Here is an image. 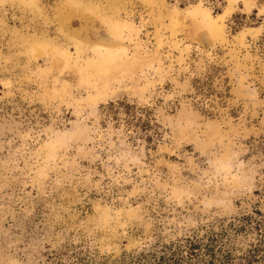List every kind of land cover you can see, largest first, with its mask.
<instances>
[{"label": "rangeland", "instance_id": "374dc122", "mask_svg": "<svg viewBox=\"0 0 264 264\" xmlns=\"http://www.w3.org/2000/svg\"><path fill=\"white\" fill-rule=\"evenodd\" d=\"M0 264H264V5L0 0Z\"/></svg>", "mask_w": 264, "mask_h": 264}, {"label": "flooded vegetation", "instance_id": "af4514ba", "mask_svg": "<svg viewBox=\"0 0 264 264\" xmlns=\"http://www.w3.org/2000/svg\"><path fill=\"white\" fill-rule=\"evenodd\" d=\"M256 2V3H258L259 5H264V0H249V2ZM69 14V13H68ZM76 16H79V18H81L80 20H78V22L77 23H80L79 25H81L82 26V29H78V30H75L76 32H82V33H87V34H89V38H93V36L96 34V35H98L99 33L100 34H104V33H108L109 35H111L115 40H117L119 43H120V45L119 46H114V47H124V48H130V46L131 45H129V46H121L122 44L121 43H123V41H121V40H119V39H117V38H115L111 33H113L111 30H108V29H106V28H103V27H101L100 25H99V23L97 22H95V20H92V19H89V17H86V16H84L85 18H83V16L82 15H80V14H75ZM62 16V15H61ZM69 17H70V15H69ZM90 18H92V17H90ZM89 23V24H88ZM75 24H76V22H75ZM189 25H192V23L190 22V24ZM192 32H190V34H191ZM198 42L201 44V46L203 47V48H209V47H211V45H209V40H207V36H204L203 34H199L198 36ZM94 39V38H93ZM97 45H99V46H103V47H109V46H106V45H104V44H99L97 41H98V39H94L93 40Z\"/></svg>", "mask_w": 264, "mask_h": 264}, {"label": "water", "instance_id": "95a60500", "mask_svg": "<svg viewBox=\"0 0 264 264\" xmlns=\"http://www.w3.org/2000/svg\"><path fill=\"white\" fill-rule=\"evenodd\" d=\"M93 38L95 39H98V43L99 44H104L106 46H109V47H114V46H119L120 43L115 40L111 35H109L108 33H104V34H98V35H94Z\"/></svg>", "mask_w": 264, "mask_h": 264}]
</instances>
